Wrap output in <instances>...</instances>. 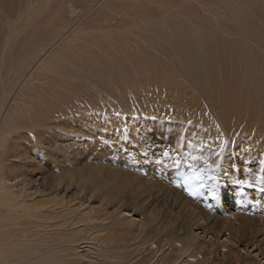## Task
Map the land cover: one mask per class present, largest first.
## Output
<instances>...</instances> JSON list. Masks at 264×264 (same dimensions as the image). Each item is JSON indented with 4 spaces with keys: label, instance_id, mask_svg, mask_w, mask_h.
Returning a JSON list of instances; mask_svg holds the SVG:
<instances>
[{
    "label": "bare ground",
    "instance_id": "bare-ground-1",
    "mask_svg": "<svg viewBox=\"0 0 264 264\" xmlns=\"http://www.w3.org/2000/svg\"><path fill=\"white\" fill-rule=\"evenodd\" d=\"M156 1L159 0H154L153 3L151 0H139V3L137 2L133 6L132 3H130L132 5L127 4V0H90L87 6V2L82 6L83 8L86 6L84 10H75L69 7L71 14L73 16L77 14L79 20L83 19L84 21L87 16L91 15L90 17L94 16L93 18H97L98 21L105 18L104 21L107 23L115 20L113 28H118L121 25L124 30H128L120 39L117 37L111 38L108 35L88 39L86 44L77 49L75 48L76 50H73L75 47L74 42H76V39L79 41L84 38V31L77 27L67 29L68 26L60 28L59 25L54 26L52 24L48 29H39L36 24L33 28L27 30L32 34L31 37L26 38L22 33H14L16 29L25 26L18 24L11 27L13 30L12 35H8L5 40L0 37V264L80 263L79 256L81 254L78 253L80 250L76 242L81 230L75 228L78 224L76 216L80 208L85 202L88 203L89 199L85 194H79V197L73 195L72 198L68 199L67 194L71 190L70 186L62 185L59 182L60 176L58 177V175L60 174H54L57 177L51 178L55 182V184L53 182L55 185L53 186L52 180H50L51 182L48 181L47 172L54 166L62 164L65 157L74 162L78 161L79 157L85 153L89 154L97 151L103 155V147L107 144L103 141V138L109 134H116L113 132L117 127H120L122 138L131 140L139 138L135 133L137 128L142 129L141 131H147V133L150 132L147 135L143 133V138H139L140 141L136 143L134 149L130 150L131 152L121 151L116 154V160L118 159L117 161L127 168L125 172L127 173L128 170L138 172L140 169L146 173L150 169L154 168L155 170L156 168L161 171V176L158 181L156 180L155 185L147 181L150 183L148 186L139 188L137 185L134 186L139 190L136 192L135 189L136 193L131 195L132 200H129L130 202L124 198L125 202L114 203L113 209L106 213L107 216L102 213L107 221H110L108 227L113 229L115 226L123 224V221H127L125 224L129 230L128 237L115 243L112 247L119 248L118 251H124L128 259L124 254L120 255L119 260L116 257L118 260L116 264H129L137 256L136 251L139 245L136 241L139 238L135 239L137 234L143 233V226L146 227L143 222H132V219L128 218V214H132L131 211L138 214L140 209L147 211L154 202L160 205L162 201L163 203L168 201L169 206L172 207L171 211L166 210L170 213L163 211V214L165 213L164 218L168 217L174 223L176 221L183 223L187 234L185 236L188 237L189 241V245H187L184 252L181 249L179 256L171 264H189L193 251L196 252L195 250H199L200 253H207L208 259L212 262L226 259H233V262H238L239 260L234 256L235 254H231L234 249L237 254L241 251L245 252L250 262H255V259L258 258L260 259L259 262L264 260V223L255 224V217L262 214L264 218V136H250L246 142L238 140L236 141L237 144L233 142L228 147L223 144H214L213 147L208 149L196 146L195 142L199 138H204L206 142H210L211 139H214L212 131H203L186 126V122L182 118L181 121L180 117L165 116L155 120V122L147 120L148 116L140 115L135 111L128 116L129 118L124 119L125 117L119 113L123 106L117 100L119 106L116 103L114 104L113 97L111 98L113 104L116 105V109L119 108L118 114L111 111L110 114L106 115L108 112L100 111L99 108L102 105H98V103V107L96 105L97 108H95L96 102H94V99L96 98L92 97L93 100H89V95L83 99L89 100L88 102L91 104L94 103V107L91 106V108H86L88 104L85 105L83 101H80V104L83 105H79L78 100L68 101L69 103L64 102L69 106L64 105L63 101L60 103V100L65 98L61 93L63 87L62 85H56L55 82L60 80L63 81L62 84H64V81L66 83V80H61L62 77L68 78L67 83L76 79L82 84H91L95 81L96 84H101L102 87L104 85L109 87L111 82L118 83L125 80L119 79L117 76H126L127 71L131 68L129 62L137 60L138 62L147 61L149 65L155 63L164 66L165 69L168 68L166 66L169 64L172 66L173 64L183 65L184 70L194 77L191 82H195V76H197L198 81L204 85V83H207V72L210 70V73H212L213 71L208 63L212 59L210 57L211 52L219 50L228 52L231 48L228 45L230 43L228 38L225 39L224 35L221 34L222 32L219 31H226V29L232 27L236 28L239 34L245 33L249 36L259 37L264 42V30L261 27V25H264V0H162L161 2L165 3L168 8L161 10L159 14H153L149 11V6L156 3ZM58 8L61 12L63 6ZM111 8L118 9V11L110 14ZM136 8L139 11H136ZM37 15L41 16L42 11L33 17L28 14L26 22L33 26ZM31 19L33 23H31ZM90 19L89 21H91ZM261 20L263 24L258 25ZM224 34L226 36V33ZM70 42L73 43L72 46H68ZM235 42L237 46L234 44L233 48L243 45L239 40ZM226 47L230 48L226 49ZM243 49L245 60L248 63V70L253 63L251 70L248 72L247 85L250 94L261 93L264 96V58L254 59L255 54L251 48L243 46ZM179 60L183 61L182 64L179 63ZM153 67L156 66L153 65ZM194 69L199 72L195 74ZM137 75L138 72L136 71L135 76ZM197 84L199 85V83ZM111 86L113 87V85ZM92 95L95 96V93ZM211 95H214L213 91ZM87 100L84 101L87 102ZM96 100L103 101V99ZM74 101L78 102L75 104L79 107L85 108H77L76 105L72 104ZM111 104L112 102L107 105L110 106V109H112ZM103 105L105 104L103 103ZM79 109L82 111H77ZM112 113H114L113 116ZM244 127H247V125ZM173 132H175L177 138L171 136ZM242 132L244 133V131ZM160 138H163L164 142L161 141V144L158 145ZM116 140L118 141V139ZM144 145L148 147L157 146L154 150L145 152ZM67 147L70 149L64 152V148ZM168 148L173 149L180 156L175 158V154H171V158L168 155ZM217 151L221 154H227L224 157V168L222 167L223 170H221L223 172L221 175L215 172L217 179L199 189L196 198L187 195L182 187H176V184L182 183L183 177L190 172L191 167L204 166L203 162L206 159H209V162L213 165H217V161L221 157V154L220 156L214 154ZM236 152L240 154L237 160L234 159V153ZM159 158L164 160L162 165L153 162ZM88 159L90 158L88 157ZM110 159L106 158V160ZM172 159L177 163H181L177 169L172 168V164H175ZM104 163L107 167H95L91 176L100 178L103 187L105 183H112L113 187L114 182L118 187V169L116 166L110 168L109 161ZM113 163L117 164L116 162ZM70 166L66 167L70 168ZM123 171L121 170V173ZM128 173L132 174L134 172ZM65 174V176L72 175L70 172ZM167 179L174 180L175 185L167 184ZM126 180L125 178L123 185L129 183ZM78 191L80 193V190ZM117 191L119 192V189ZM118 192L117 194H119ZM50 194H53L52 198H49ZM122 194H120V197H122ZM151 194H153L152 197H150ZM213 195L215 198H212ZM82 196L85 197L81 198ZM117 196L114 195L113 198ZM125 196L128 195L125 193ZM50 199L53 200L52 205L50 202H46ZM119 199L121 200V198ZM76 200H78L77 203H75ZM46 203L51 206H46ZM111 203L108 204L111 205ZM129 205L136 206L138 209L135 210L130 207L129 210ZM24 207H30L31 209L23 212ZM101 208L98 209L101 211ZM166 208L168 207L166 206ZM18 211H20L19 214L16 213ZM82 211L81 213H83ZM47 212L55 215L54 218H57L54 220L55 223L51 224V218L42 215ZM88 212L91 211L88 210ZM248 212H251V215L253 213V217H248ZM93 213L91 212V215ZM146 213L150 222L158 217H154V213L149 212V210ZM29 214L32 217L28 219L26 216ZM94 215L96 214L94 213ZM84 217L88 219L86 222L89 223L93 221L91 219L94 216ZM24 221L27 222L24 225L18 223ZM105 221L104 224L101 223L102 226L104 225L103 233L110 229L107 228ZM98 226L101 227L100 224ZM170 226L166 227L170 230ZM183 226L181 225V227ZM99 227L97 230H102ZM181 227L179 226V228ZM56 229L60 231L64 229L67 232L62 233L63 239H67L66 244H63V246L59 242L55 243L60 240L57 238L60 231H56ZM141 229L143 230L141 231ZM107 232L105 234H109L108 239H110L107 243L111 245L110 232ZM82 233L81 231L80 237L83 236ZM93 234L96 237L90 239L91 244H93L92 249L88 250L86 248L88 251L85 249L90 245L89 243L84 246L86 252L82 254L98 257L103 249L101 246L94 244V241L99 240L101 237L99 238L95 232ZM75 236L76 239H74ZM82 238L84 236L80 240ZM84 242L86 243L87 240ZM164 246H161L160 253L164 252ZM218 246L225 247V251L217 250L215 247ZM105 250L108 251L110 248ZM157 251L152 250L153 253H149V263L154 259V254ZM108 252L107 254L111 253ZM197 257L196 260H198ZM109 258H106L109 261L108 263L111 261ZM100 259L96 263H91L102 264L103 261ZM155 261H157V258ZM165 261H168V259H163V263L166 264ZM198 261L196 262L200 264ZM203 261L205 262V260ZM106 263L104 262V264ZM143 263L144 260L130 264Z\"/></svg>",
    "mask_w": 264,
    "mask_h": 264
},
{
    "label": "rangeland",
    "instance_id": "rangeland-1",
    "mask_svg": "<svg viewBox=\"0 0 264 264\" xmlns=\"http://www.w3.org/2000/svg\"><path fill=\"white\" fill-rule=\"evenodd\" d=\"M88 1H90V0H81V2H80V0H0V37L3 40H5V38L8 35H12L13 30L11 29V27H15L18 24H22L25 26H23L19 29H16L14 31V33L15 34L22 33L24 36H26V38L31 37V34H32L30 31H27V30L31 27L33 28L36 24H37V27L39 29H48L51 27L52 24L54 26L59 25L60 28L68 26L67 29L77 27V28L82 29L84 31V35H83L84 38L80 39L79 41L76 39V42H74V44L71 42L68 43V46H70L71 44L75 45V47L73 48V50H74L75 48L77 49L78 47L82 46L83 44H86L87 43L86 40H88V39L98 38L101 35H104V36L108 35L111 38L117 37L118 39H120L122 37V35L128 31L127 29L124 30L121 25H119L118 28H113L115 20L111 21V23H112L111 24V23L105 22L104 21L105 18L100 17L101 19L99 18L100 20L98 21L97 18H93L94 16L90 17L91 16L90 15V16H87L88 20L85 19L83 21V19L79 20V18L76 16L77 14H74L75 16H73L71 14L69 7H72L75 10H84L85 7L89 3ZM138 1L139 0H131V1L127 0V4H129V5L133 4V6H134V4H136ZM152 1H154V0H151V2ZM161 1L162 0H159V1H156V3H154V4H151L149 6V11L152 12L153 14H159L161 10L167 9L168 6H166L165 3L161 2ZM175 1H180V0H175ZM85 3H86V6L83 8L82 6ZM130 3H132V4H130ZM145 5H147V4H145ZM152 5H156V6L158 5L159 8L156 6H152ZM59 6H63L61 12H59V8H58ZM137 7H138V4H137ZM113 9L111 8L110 14H114L116 11H118V9H116V10H115V8H113ZM139 10H140V7H139ZM139 10H138V8H136V11H139ZM41 11H42V15L39 16L40 15L39 14V15H37V17H35L34 20L36 22L34 21L33 26L31 24L29 25V23L26 22V16L28 14L32 15L31 17H33ZM92 18L97 20L98 23H97V21L93 20ZM89 19L91 21H89ZM121 20H123V19H121ZM82 21H83V25H82ZM87 21H89V22H87ZM92 21H94V22H92ZM261 22H263V21L261 20L258 25L263 24ZM31 23H33V20ZM261 27L264 30V25H261ZM219 32H222L221 34L224 35L223 37L225 39L228 38V42H230V43H228V45L231 48L226 47V49L230 48V51L232 53L230 51L222 52L223 50H219L217 52H215V51L211 52L210 57L212 59H211V62H208V63L211 66L210 69L213 71H212V73H210V70L207 72V76H206L207 77V83H204V85H203V83L198 81L199 78L197 76H195L196 81L191 82L194 77L192 75L188 74L184 70L183 65L173 64V66H172L169 64L168 66H166L168 68L165 69L164 66H160V65H157L155 63L153 65H155L156 67H153V65H149V62H147V61L138 62L137 60H135V61L129 62L131 64L130 65L131 68H129V70L127 71L126 76H124V77L117 76V78L125 79V80H123V81L121 80L118 83L111 82L109 87L105 86V85H104L105 87L104 86L102 87L101 84H96L95 81H93V83H91V84L90 83H88V84L83 83L82 84V82L76 81V79L74 81L69 79L72 82L67 83L68 78L66 79L65 77H62L61 80H66L67 81L66 83L64 81V84H62L63 81H60V80H57V82H55L56 85H62V87H63L61 90V93L65 98H62L64 100L61 99L60 103H61V101H63L64 105L69 106L68 104H65V103H67L68 101L70 102L72 100H78L79 103L77 101L76 102L74 101L72 103L74 106L76 105L77 108H80V109L85 108V107L81 108V106L79 107L77 104H75V103H78L79 105H81L82 103L80 104V101L85 102V105L88 104L89 107L87 106L86 108H91V106H93L94 103L91 101L92 102V104H91L88 101L93 100L92 97H95L98 100L103 99L104 102L100 100L101 104L99 103L100 101H97L96 99H94V102H96L94 106H95V108H97L98 105H102L101 107L103 109L100 107L99 110L103 111L104 113L108 112V113H106V115L110 114L109 112H111V111L118 114L119 108L117 107V109H116V105H114L116 103L117 106H119V104H122L123 108L120 109L119 113H121L125 117L124 119H126V117L129 118L128 116L130 114L134 113L135 111L138 112L140 115L148 116V118H146V119L152 120V121L159 120L161 117H165V116L166 117H178V118L180 117V119L182 118L186 122V126H189V127H192V128L198 129V130H203V131H207V130L212 131V133L214 135V139H211L212 141L210 140V142H206V140L204 138H199L195 142L196 146L198 145V147L201 146L202 148H208V149L213 147L214 144H223L224 146L228 147V145H230L233 142H235L234 144H237L238 142H236V141H238V140L246 142V140H248L250 136H258V135L264 136V124H263L264 123V96L261 93L250 94V90H249L248 85H247L248 78H249L248 72H249V70H251L253 63L251 65L250 69L248 70L247 69L248 63L245 60V51L243 49V46L251 48L252 52H254V54H255L254 59L259 58V57L264 58V54H263L264 53V42H263V39H261L259 37L249 36V35H246L245 33L239 34L238 31L236 30V28H232V27L229 29H226V31L223 30V31H219ZM224 33H226V36ZM1 38H0V40H1ZM237 40L242 42L243 45L241 47L233 48L235 45L237 46V44L235 42ZM235 51H237V52H235ZM259 54H261V55H259ZM241 56H242V58H241ZM217 57L219 60L217 59ZM182 62L183 61L179 60V63L182 64ZM134 71H135V73H133ZM136 71L138 72L137 76H135ZM182 71H184V72H182ZM194 71H195V74H197L199 72L198 70L196 72V69H194ZM218 71L220 72V74ZM221 71H223L224 73ZM213 73H214V77H213ZM183 74H185V75H183ZM230 75H232V76H230ZM208 76H210V77H208ZM59 81H60V83H59ZM80 81H82V80H80ZM197 83H199V85ZM93 84H95L94 87H93ZM208 84H210V85L208 86ZM78 85H80V86L78 87ZM111 85H113V87ZM212 91H213L214 95H211ZM98 92H100V93L102 92V93L100 94ZM94 93H95V96L92 95ZM87 95H89V97L91 96V98L88 97L89 100L83 99V98H87ZM112 97H113V100H115L114 104H113V100L111 99ZM84 100H87V102ZM116 100L118 101L119 104L117 103ZM111 102L114 105L113 106L111 104L112 109H110V106L109 107L107 106ZM97 103H98V105H97ZM103 103L105 105H103ZM89 104H91V105H89ZM96 105H97V107H96ZM104 108L107 109V111H105ZM80 109L77 111H82ZM108 110H110V111H108ZM114 113H112L111 115L113 116ZM182 119H181V121H182ZM199 120H200V122H199ZM231 120H233V121H231ZM256 120L257 121L259 120V122H257ZM246 125H247V127H244ZM252 129H254V130H252ZM259 129H260V131H259ZM141 130L142 129H139V128H137L135 130V133L138 135L139 138H143V136H144L143 133H145L146 135L150 133V132L147 133V131H141ZM233 130H235V132H233ZM241 130L244 131V133ZM113 133H116V134H109L106 136L107 138L106 137L103 138V141L105 143H107L106 146L103 147V150H104L103 155L97 151L91 152L89 154L85 153L81 156L82 158L79 157L78 161H74V162H71V160H68L65 157L64 158L65 160H64V162H62V164H60L58 166H54V168H52L50 171L47 172L48 181L52 180L51 178H53V177L54 178L57 177L56 176L57 174H60V175H58V177L60 176L59 182L62 185H69L70 186L71 190L67 194L68 199H70V197L72 198L73 195L75 197H79V194H85L89 199V201H87L88 203L85 202L86 205L84 204L80 208V211L76 216L78 224L75 226V228H77L79 231L81 230L83 232L82 234L84 236V238H82L80 240V238L83 237V236H81V237L79 236V235H81V231H80L79 232L80 234L78 235L79 238H77L76 236L74 238V239L77 238L76 244L79 246V250H80L78 253L81 254L79 256L80 257V263L82 262L83 264H90L91 262L96 263V261L99 260V258H101L100 260L103 261L102 264H104V262L108 263L109 261L106 259L107 257L113 258L112 260L109 258V260H111V261L108 264H111V263L116 264V261L119 260L118 257L120 255H123L124 251H118L119 248H117V249L113 248L112 245H115V243L121 241L122 239L125 240L126 237H128L129 230H128V226L125 224L127 221H123L122 222L123 224H119L118 226H115L113 229V228L108 227V224L110 221H107V218H105L104 214L106 215L107 212H110L113 209L112 206L114 205V203L120 202V201L125 202L123 200L124 198H126V201L130 202L132 200L131 195L136 193L137 190H139L138 189L139 187H143L146 185L148 186V185H150L151 182L155 185L161 176V171H159L156 168H155V170H154V168H152L149 171H147L146 173L140 169L138 170V172L135 170H128V172H134L132 174L128 173V172L126 173L125 169L127 170V168L125 166H123V164H120V162L117 161L118 159L116 160V154H119V152H121V151L126 152V153L131 152L130 150L135 148L136 143H138L140 141V139L137 138V139L131 140V139H127V138H122L123 136H121L120 127H117ZM249 133H251V134H249ZM171 136L174 138H177V136L175 135V132H173L171 134ZM236 136H237V138H236ZM115 138L118 139V141ZM178 139H179V137H178ZM161 141H163V138L162 139L160 138L157 144L158 145L161 144ZM179 141H180V139H179ZM218 141H220V142H218ZM144 146H145L144 151L149 152L151 150H154L157 145L156 146L152 145L151 147H148L146 145H144ZM68 149H70V148L69 147L64 148V152H66ZM168 150H169L168 155L171 158H172L171 154H175L174 155L175 158H178L180 156L177 152L175 153V151L173 149L168 148ZM226 155H227L226 153H224V154L222 153L221 157L217 161L218 163H217L216 172H218L219 175H221L223 172V171L221 172V170H223L222 167L224 168V157ZM88 157L90 159H88ZM111 157L113 159H110ZM237 157H240V154L238 152L234 153V159L235 160L238 159ZM106 158L110 159V160H106ZM103 161L104 162L109 161L110 168H111V166L112 167L116 166V168L118 169V176H119L118 177V182H119L118 184H119V186L117 187L116 186L117 184H115V182H114L113 187L114 188L116 187L115 190L111 185L112 183H109L110 185L108 183H105L104 187H103V185H101L100 178H94L93 176H91V175H93L92 172H93L95 167H97V168L98 167H100V168L107 167V165ZM113 162H116L117 164H114ZM153 162H156L157 164L162 165L164 163V160L163 159L161 160V158H159V159L154 160ZM172 162L175 163V164H172L173 169H177L181 165V163H179V162L177 163V161L175 162V161H173V159H172ZM27 164L29 165V163H27ZM69 165H71L70 168L66 167ZM147 166H148V163H147ZM62 167H64V168H62ZM195 167H203V166L200 165V166H195ZM166 169H169V168H166ZM121 170L122 171L124 170L123 173H121ZM66 172H70L72 175L65 176ZM136 172L138 173V175L136 174ZM152 173H153V175H152ZM54 174H56V175H54ZM155 174H157L158 176ZM146 177H148V178H146ZM125 178L127 179L126 181L129 183L123 185ZM177 180H179V179L177 178ZM98 181H99L100 185H99ZM132 181H135V182H132ZM147 181H149L150 183ZM53 182L54 181L52 180L51 183L53 184ZM121 182H123V183L120 184ZM132 183L133 184L135 183V184L133 185ZM54 184H55V182H54ZM54 184H53V186H55ZM167 184H169V185L173 184V186H174L175 181L174 180L172 181V179L171 180L167 179ZM121 185H122V187L126 186L125 187L126 189L122 188ZM136 185L138 188L134 187ZM118 189H119V192L117 191ZM135 189H136V192H135ZM78 190H80V193ZM107 190H109V191H107ZM125 190H126V192H125ZM115 191H116V193H115ZM108 192H111V193H108ZM117 192L119 194H117ZM120 192H122L123 194ZM125 193L128 196H125ZM106 194L111 195V196H108L109 197L108 198ZM120 194H122V197H120L121 196ZM114 195L117 196L118 198L117 197L113 198ZM123 195H124V197H123ZM52 196H53V194H50L49 198H52ZM152 196H153V194H151L150 197H152ZM84 197L85 196H82L81 198H84ZM127 197H129V198H127ZM154 197H155V195H154ZM103 198H105V199H103ZM119 198H121V200ZM77 201L78 200H76L75 203H77ZM105 201H107L108 203H111V201H112V203H111V205L108 204L107 202L105 204ZM46 202H50L51 205L53 204L52 199H50L49 201L47 200ZM154 203H153V205H151L147 209V211L149 210V212L154 213L153 214L154 217L155 216L159 217V218L155 217L156 219L154 221H151V222L148 221L149 219L147 218V213H146L147 211H142V209L139 210L138 214H134L133 211H131L132 214H128L129 215L128 218L132 219L131 220L132 222H135V223L143 222L144 225L146 226V227L143 226L145 233L143 231V233H140L139 235L137 234L138 237L136 236L135 240H137L138 238L140 239V240L138 239L136 241V243L139 245L138 249L136 251L137 256L133 260H131L129 262V264L133 263V262L143 261V260H144L143 264H146V263L148 264L149 263V261H148L149 253H153L152 250L154 252H156L157 249H158L157 253L154 254L155 255L154 259L156 260V258H157V261L152 259L149 264H152V263L153 264H161V263L165 264V263H163V259L166 260V258L168 259V261H165L166 264H171L177 259V257L180 254L179 252H181V249L184 252V250L187 248V245H189L188 237L185 236L187 234H186V229L183 226V223H180L179 221H176L174 223V221L172 220L173 221L172 222L168 217H166L168 220L166 218H164L165 213H170V212H166V210L169 209L168 211H171V209H172V207L169 206L170 205L169 202L164 201V203H163V201H162L160 203V205H158L157 202H154ZM49 205L50 204L46 203V206H49ZM100 205L103 208L99 207ZM86 206H88V207L86 208ZM97 206H98V208H101L102 210L100 211L98 208L96 209ZM166 206L168 208H166ZM130 207H132L135 210L138 209L136 206H130L129 205V210L131 209ZM134 207H136V208H134ZM155 207L157 210L155 209ZM152 208H154V209L151 210ZM30 209H31L30 207H27V208L24 207L23 212H26V210H30ZM88 210H90L92 213L94 211V213L96 214V215H94V213L92 214L95 217V219L93 217L91 219V221L92 220L93 221L89 222V223L86 222L88 219L86 217H84V216H88V215H89V217H92L91 212H88ZM97 210L100 211V213H101V214L99 213L100 215L98 214L99 211H97ZM81 211L83 213H81ZM163 211L165 212L164 214H163ZM157 212H158V214H157ZM251 212H248V217H253V213H252V215L250 214ZM16 213L19 214L20 211H18ZM87 213H89V214H87ZM102 213H104V214L102 215ZM42 215L43 216L44 215L49 216L48 218H51V220H52V221H50L51 224L55 223L54 220L57 219V218H54L55 215H53L50 212H47L46 214H42ZM82 215H84V216H82ZM98 215H99V217H98ZM125 215H127V214H125ZM26 217L29 219L32 217V215L29 214ZM83 217L86 219L84 220ZM103 217L105 218L106 221L104 220ZM96 218L98 219L99 223H98ZM78 219L81 221V223ZM263 219L264 218H263L262 214L258 215V217H255V224H257V225L260 223L263 224L264 223ZM94 220H95V222H94ZM103 220L106 222L107 228L108 229L110 228L109 230H106L105 233L107 231L110 232V238L112 239L111 245H109L110 243H107L110 241V239H108L109 234L103 233V227H104V225L102 226V224H104ZM18 223L20 225H24L27 222L24 221L22 223H20V222H18ZM99 224L102 228L98 226ZM181 225L183 227H181ZM106 226H105V229H106ZM166 226L167 227L170 226L171 227L170 230ZM179 226L181 228H179ZM98 227L102 230H97ZM116 229H117V231H116ZM121 229H122V231H120ZM143 229H141V231ZM56 231H60V230L56 229ZM99 231H101V232H99ZM63 232L67 233L64 229L62 231H60V233H59L60 235L57 236V238L60 240L55 242V243H58V242L61 243L62 246H63V244L65 245L66 241H67V239H63V237H62ZM94 232L97 234V236H99V238L100 237L102 238V240H100L101 239L100 238L99 240L94 241V244L101 246L103 249L102 250L103 252L101 251L99 253L100 255L98 257H93V256L91 257V255L88 256V255L82 254V253H85L87 249L88 250L90 248L92 249L93 244H91L90 239L92 237H96V235L93 234ZM109 232H107V233H109ZM117 232H119V233H117ZM140 236H142V237H140ZM183 236H185V237H183ZM173 237H175V238H173ZM105 239H106V241H104ZM86 240H87V242L85 243L84 241H86ZM175 240H177V241H175ZM168 242H169V244H167ZM173 242H176V243H173ZM89 243H90V245H88ZM106 244H108V246H106ZM86 245H88L89 247L88 246L85 247V249L87 248L85 250L84 246H86ZM162 245H165L163 247L164 252L160 253L159 250H160ZM176 245L179 246L180 248L177 247ZM107 247L110 248V250H108ZM215 248H217V250H220V251H225L224 250L225 247H219L218 246ZM81 249H82V251H81ZM105 249H107L111 253L107 254L109 252L106 251ZM178 249H180V250L178 251ZM104 250L106 251V253L104 252ZM195 251L197 252L196 255L198 257L195 255L196 252L194 253V251H193L194 254L192 253V258H191V262H193V264H199L196 261H198L200 258L201 259L198 261V262H200V264H203V263L204 264H264V260L259 262V260H260L259 258L257 259L258 261L255 259V262H253V261L250 262V259L247 258L245 252L241 251L240 253L237 254V253H235V249L231 251V254H233V255L235 254L234 256L239 260L238 262H233V259L232 260H230V259L217 260V261L214 260L212 262L211 260L208 259L207 253H205V252L200 253L199 250H195ZM114 253H115V255H113ZM101 256H104V257H101ZM116 257L118 260L116 259ZM196 257L198 258V260L195 259ZM126 258L128 259L127 256H126ZM171 260H173V261H171ZM203 260H205V262ZM122 262H126V261H122ZM191 262L189 264H191ZM119 263H121V262H119Z\"/></svg>",
    "mask_w": 264,
    "mask_h": 264
},
{
    "label": "snow or ice",
    "instance_id": "snow-or-ice-1",
    "mask_svg": "<svg viewBox=\"0 0 264 264\" xmlns=\"http://www.w3.org/2000/svg\"><path fill=\"white\" fill-rule=\"evenodd\" d=\"M214 154L220 156L221 153L217 151ZM203 164V167H191L190 172L183 177L182 183L176 184V187H182L187 195L196 198L199 189L217 179L215 175L217 165L210 163L209 159H206ZM212 198H215V196L213 195Z\"/></svg>",
    "mask_w": 264,
    "mask_h": 264
}]
</instances>
